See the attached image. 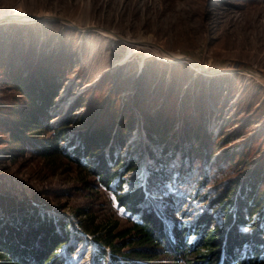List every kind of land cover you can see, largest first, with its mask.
I'll list each match as a JSON object with an SVG mask.
<instances>
[{
	"label": "rangeland",
	"instance_id": "obj_1",
	"mask_svg": "<svg viewBox=\"0 0 264 264\" xmlns=\"http://www.w3.org/2000/svg\"><path fill=\"white\" fill-rule=\"evenodd\" d=\"M13 12L46 18L0 22V216L9 221L24 203L70 223L79 239L58 251L66 264H96L97 238L131 227L137 217L120 193L142 189L141 213L157 197L189 225L205 208L179 200L190 191L203 201L254 171L264 183V0H0V18ZM19 78L40 107L59 85L49 124L70 119L58 145L72 159L39 153L50 131L16 133L31 108L11 83ZM101 127L112 131L108 144L76 153ZM100 155L117 170L109 186L95 172Z\"/></svg>",
	"mask_w": 264,
	"mask_h": 264
},
{
	"label": "trees",
	"instance_id": "obj_2",
	"mask_svg": "<svg viewBox=\"0 0 264 264\" xmlns=\"http://www.w3.org/2000/svg\"><path fill=\"white\" fill-rule=\"evenodd\" d=\"M11 83L29 101L31 107L23 113L32 118V125L23 124L29 117L22 119L16 133H37L41 136L50 131L52 134L46 139H38L41 143L37 148L39 153L44 157L64 156L72 159L58 145L59 140L70 130V119L58 127L49 124L52 118L48 115L47 107L58 95L59 85L50 83L49 92H42L46 104L40 107L35 104L36 97H32L33 86H26L20 78L11 80ZM132 126L133 121L125 122L114 139L118 141L119 135ZM111 132L101 127L89 136L88 143L85 142L76 153L82 150L83 154L94 156L93 150L98 151L94 146L98 148L108 144ZM98 161L95 172L105 186H109L115 180L117 170L112 172L104 155H100ZM261 176L263 171H254L243 182L233 179L217 187L213 195L204 196L203 201L199 195L193 196L194 191H190V195L185 196L187 199L179 200L184 204L196 200L201 208L205 203V208L200 210L198 217L189 225V222L183 221L187 216L178 215L183 219L177 222L171 219L173 205L163 211L162 206L167 202L160 201L157 197L149 196L151 209L141 213L139 206L145 204L146 197L142 189L118 194L119 203L137 218L131 227L116 233H113L115 229L108 230L110 234L104 239L99 241L97 238L99 244H96L94 256L96 264H158L156 259L162 253L170 254L177 264H264V191L261 190L264 183ZM162 178L165 183L164 177ZM197 184L204 183L198 181ZM0 200L5 202L2 195ZM20 205L16 215L11 212L9 221L0 216V264H66L67 255L58 251L64 246H67L68 252L73 250L74 242L79 239L76 230H71L70 223L66 221L42 215L35 206L24 203ZM191 234L198 235V238L189 245ZM115 239L119 241L115 242ZM107 248L111 251L108 252Z\"/></svg>",
	"mask_w": 264,
	"mask_h": 264
},
{
	"label": "water",
	"instance_id": "obj_3",
	"mask_svg": "<svg viewBox=\"0 0 264 264\" xmlns=\"http://www.w3.org/2000/svg\"><path fill=\"white\" fill-rule=\"evenodd\" d=\"M46 16H29L26 14H18V13H8L4 17L0 18V22H7V21H12V20H17V21H38V20H43L45 19Z\"/></svg>",
	"mask_w": 264,
	"mask_h": 264
},
{
	"label": "bare ground",
	"instance_id": "obj_4",
	"mask_svg": "<svg viewBox=\"0 0 264 264\" xmlns=\"http://www.w3.org/2000/svg\"><path fill=\"white\" fill-rule=\"evenodd\" d=\"M173 56H174V55H173ZM165 57H166L167 61H169V62H171V63L176 62L177 59H178V58H176L175 56L172 57V55H165ZM64 92H65V91L62 92L61 96H64ZM68 106H69V102H67V103L64 104V108H68Z\"/></svg>",
	"mask_w": 264,
	"mask_h": 264
}]
</instances>
